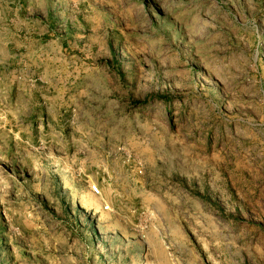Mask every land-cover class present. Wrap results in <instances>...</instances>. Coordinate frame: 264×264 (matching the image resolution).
Masks as SVG:
<instances>
[{"label": "rangeland", "instance_id": "374dc122", "mask_svg": "<svg viewBox=\"0 0 264 264\" xmlns=\"http://www.w3.org/2000/svg\"><path fill=\"white\" fill-rule=\"evenodd\" d=\"M0 264H264V0H0Z\"/></svg>", "mask_w": 264, "mask_h": 264}, {"label": "built area", "instance_id": "2783aa9c", "mask_svg": "<svg viewBox=\"0 0 264 264\" xmlns=\"http://www.w3.org/2000/svg\"><path fill=\"white\" fill-rule=\"evenodd\" d=\"M94 189H95V191H97V192H98V189H97L96 187H94Z\"/></svg>", "mask_w": 264, "mask_h": 264}]
</instances>
